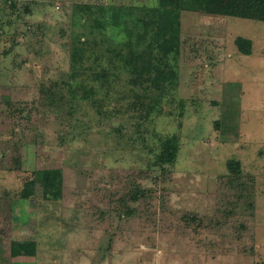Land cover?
<instances>
[{
	"label": "rangeland",
	"instance_id": "374dc122",
	"mask_svg": "<svg viewBox=\"0 0 264 264\" xmlns=\"http://www.w3.org/2000/svg\"><path fill=\"white\" fill-rule=\"evenodd\" d=\"M155 4L0 0V264H264V22L183 13L177 87L151 95L161 114L139 134L121 99L129 76L106 49L128 40L125 17L115 27L112 12ZM239 37L251 39V55ZM80 43L84 65L115 80L91 101L68 95ZM172 136L176 161L157 172ZM51 168L63 171L61 199L41 190L24 199ZM138 184L146 194L134 204ZM13 241H35V256H12Z\"/></svg>",
	"mask_w": 264,
	"mask_h": 264
},
{
	"label": "trees",
	"instance_id": "16d2710c",
	"mask_svg": "<svg viewBox=\"0 0 264 264\" xmlns=\"http://www.w3.org/2000/svg\"><path fill=\"white\" fill-rule=\"evenodd\" d=\"M88 9L90 7H87ZM91 9V8H90ZM89 9V10H90ZM112 9V8H110ZM120 13L112 12L111 20L115 27L120 25L119 16L125 17V33L128 40L121 47L110 45L107 53H111L109 62L114 60L121 63V68L127 72L129 88L124 91L121 99L127 100V109L135 112L138 118L136 132L142 134L144 129L143 121L149 120L153 115L161 114V99L154 101L150 99L153 93L164 95L166 92L174 91L179 80L177 62L181 44V17L183 13H205L210 16L235 17L264 22V0H156V4L150 8L125 7L119 8ZM132 21V22H131ZM132 27L128 28V24ZM94 28L103 29L105 24L101 20H94ZM135 28V29H134ZM139 28V30H137ZM137 30V31H136ZM235 45L243 55L252 54V41L243 37L236 38ZM93 48L101 43L93 42ZM81 45V43H80ZM81 46L74 47L72 54V70L69 76L68 95L71 98L82 90V99L91 101L97 94V89L110 88L114 83L111 79L110 70L101 68L100 71H93L91 67H86L84 51ZM105 58V53L99 54L95 61ZM75 65H78L75 67ZM85 66V67H84ZM81 68V69H79ZM88 72H91L89 75ZM89 77L94 83H99V88L78 84L76 81L82 77ZM76 84V88L72 87ZM139 90H141L139 92ZM96 103V101L94 102ZM100 104V103H99ZM73 107H69V114L72 115ZM99 108L100 114H105ZM136 126V125H135ZM179 151L178 139L175 136L162 141L161 151L157 155L153 167L157 172H165L166 167L172 166ZM151 166V165H150ZM228 169L239 175L240 162L230 160ZM40 181H32L25 185L23 198H31L36 191L41 190L44 198L48 200H60L63 195V171L60 168H51L42 171ZM146 179L144 172L141 180ZM152 180L155 181L153 178ZM143 184H138L131 192L129 198L134 204L146 194ZM126 211L133 212L135 209L125 206ZM12 256H35V241H13Z\"/></svg>",
	"mask_w": 264,
	"mask_h": 264
}]
</instances>
